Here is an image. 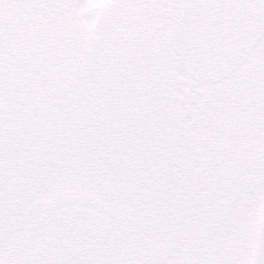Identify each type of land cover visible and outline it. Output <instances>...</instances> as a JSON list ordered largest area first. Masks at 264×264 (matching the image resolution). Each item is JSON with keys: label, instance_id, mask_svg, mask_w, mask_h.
<instances>
[{"label": "snow or ice", "instance_id": "snow-or-ice-1", "mask_svg": "<svg viewBox=\"0 0 264 264\" xmlns=\"http://www.w3.org/2000/svg\"><path fill=\"white\" fill-rule=\"evenodd\" d=\"M0 264H264V0H0Z\"/></svg>", "mask_w": 264, "mask_h": 264}]
</instances>
